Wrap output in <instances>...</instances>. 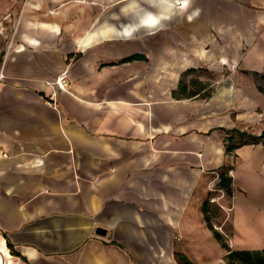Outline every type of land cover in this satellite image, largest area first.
<instances>
[{
  "label": "crops",
  "instance_id": "1",
  "mask_svg": "<svg viewBox=\"0 0 264 264\" xmlns=\"http://www.w3.org/2000/svg\"><path fill=\"white\" fill-rule=\"evenodd\" d=\"M255 1L27 0L13 11L0 32V264H228L203 210L216 200L229 217L211 221L233 248L235 237L264 248V139L226 150V130L264 133ZM189 68L217 76L210 97L173 95ZM64 70L65 89L48 84Z\"/></svg>",
  "mask_w": 264,
  "mask_h": 264
},
{
  "label": "trees",
  "instance_id": "2",
  "mask_svg": "<svg viewBox=\"0 0 264 264\" xmlns=\"http://www.w3.org/2000/svg\"><path fill=\"white\" fill-rule=\"evenodd\" d=\"M142 55L140 54H134L132 56H129L127 60H131L133 58H140ZM203 68H189L187 69L181 76V79L179 81V85L177 89L173 90V95L176 98H191L195 96L200 97H210L214 91V87H211V83L203 79H200V75L198 76V79L193 80L192 82L195 84H198L197 86L190 83L189 80L185 79L186 76H188L190 73L197 72L198 70H202ZM208 70V69H207ZM256 75H260V72H255ZM260 76L264 77V73ZM208 79V76H206ZM258 86V85H257ZM258 88L261 91H264V87L258 86ZM227 132V152H230L234 150L235 148L252 142L256 143L261 139H264V133L261 135H254L249 134L244 131H240L239 129H229L226 130ZM220 183L223 186H228L230 182V178L227 175V171L223 170L220 174ZM203 210L205 212V216L207 219V222L209 224V227L213 229L216 238L221 242L222 246L226 249V253L224 255V258L228 264H264V248H255V249H248V248H231L226 241L224 235L214 228L213 223L211 221V216L209 215V206L207 203V206L204 207ZM7 243L10 247L11 253L17 254L18 252L15 250L14 245L10 241V239H7ZM181 259H183L187 264H193L187 257L184 255H179Z\"/></svg>",
  "mask_w": 264,
  "mask_h": 264
},
{
  "label": "rangeland",
  "instance_id": "3",
  "mask_svg": "<svg viewBox=\"0 0 264 264\" xmlns=\"http://www.w3.org/2000/svg\"><path fill=\"white\" fill-rule=\"evenodd\" d=\"M26 1L27 0H0V32H1V38L4 37L6 33L12 31L13 26L15 24L16 16H17L16 14L13 13V11L20 8ZM258 1L259 0H256L255 2H258ZM260 1L264 2V0H260ZM155 9L157 11H163L164 10L162 8L160 9L159 6H156ZM9 16H11V17H9ZM256 57H258V56H254V61H255ZM225 72H226V70H225ZM263 73H264V71L260 72V75ZM199 75H202L203 80H205V81L208 80V82L211 83L210 84L211 87L215 86V80H216L217 76L214 75L211 70H209V69L207 70V68H203L202 70H198L197 72L190 73L188 76L185 77V79L189 80L191 84L197 86L198 84H195L192 81L195 79H198ZM260 75H256L255 73H252L251 77H253L255 83L258 86L264 87V77H262ZM206 76H208V79L206 78ZM213 189L214 190H212V192L215 193V196H218L220 199V202L222 204H225V199L227 196H225V193H223L221 191V188L219 187V185L217 187L214 186ZM209 200H211V197H209ZM207 203L208 202L204 203V205H205L204 207L207 206ZM215 203H217L218 207L214 210H211V208L209 207L208 208L210 211L209 215L211 216V214L217 213L218 215L223 216V214H224L225 219L228 220L229 213H228L227 209L224 206H222L218 202V200H216ZM213 226L215 229H217L218 231H220L224 235L229 246L231 248H233V242H232L231 238L228 235H226L225 233H223V231L220 228L216 227V225L214 223H213ZM226 232L228 234H230V231L228 230V228H227ZM233 240L236 243L235 248H241V246L244 247V246H246V245H244L245 243L250 244L249 241H247L243 238H239V237L238 238L235 237ZM239 242H241V243H239ZM240 244H242V245H240ZM224 253H226V249H224Z\"/></svg>",
  "mask_w": 264,
  "mask_h": 264
},
{
  "label": "built area",
  "instance_id": "4",
  "mask_svg": "<svg viewBox=\"0 0 264 264\" xmlns=\"http://www.w3.org/2000/svg\"><path fill=\"white\" fill-rule=\"evenodd\" d=\"M68 70H64L54 81H48V84L52 85L53 87H58L60 90H63L66 88L68 82ZM214 190L211 188V191ZM215 198L212 197L211 201H214Z\"/></svg>",
  "mask_w": 264,
  "mask_h": 264
},
{
  "label": "clouds",
  "instance_id": "5",
  "mask_svg": "<svg viewBox=\"0 0 264 264\" xmlns=\"http://www.w3.org/2000/svg\"><path fill=\"white\" fill-rule=\"evenodd\" d=\"M183 2H184V4L186 5V6H188V5H190L191 3H192V0H183ZM199 14V10L197 9L195 12H193V17L195 16V15H198Z\"/></svg>",
  "mask_w": 264,
  "mask_h": 264
},
{
  "label": "bare ground",
  "instance_id": "6",
  "mask_svg": "<svg viewBox=\"0 0 264 264\" xmlns=\"http://www.w3.org/2000/svg\"><path fill=\"white\" fill-rule=\"evenodd\" d=\"M2 250L10 257L8 247L5 243L2 244Z\"/></svg>",
  "mask_w": 264,
  "mask_h": 264
},
{
  "label": "water",
  "instance_id": "7",
  "mask_svg": "<svg viewBox=\"0 0 264 264\" xmlns=\"http://www.w3.org/2000/svg\"><path fill=\"white\" fill-rule=\"evenodd\" d=\"M97 231H98L99 233H101V234H106L105 229H103V228H101V227L98 228Z\"/></svg>",
  "mask_w": 264,
  "mask_h": 264
},
{
  "label": "snow or ice",
  "instance_id": "8",
  "mask_svg": "<svg viewBox=\"0 0 264 264\" xmlns=\"http://www.w3.org/2000/svg\"><path fill=\"white\" fill-rule=\"evenodd\" d=\"M150 23H154L155 21H149Z\"/></svg>",
  "mask_w": 264,
  "mask_h": 264
}]
</instances>
